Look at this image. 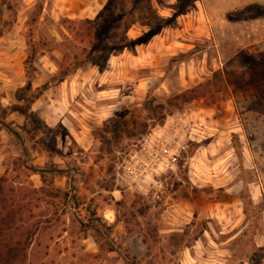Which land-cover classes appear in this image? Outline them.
I'll return each mask as SVG.
<instances>
[{
    "label": "rangeland",
    "instance_id": "obj_1",
    "mask_svg": "<svg viewBox=\"0 0 264 264\" xmlns=\"http://www.w3.org/2000/svg\"><path fill=\"white\" fill-rule=\"evenodd\" d=\"M109 1L102 22L100 15L90 20L102 27L92 49L113 47L130 25L131 36L139 35L130 41L158 33L154 54L146 65L128 61L112 70L113 58H130L137 47L116 56L101 50L95 54L99 66L68 78L79 74L88 83L82 90H90L67 102L76 113L87 98L106 106L110 96L101 92L115 90L111 117L102 114L107 120L89 128L95 143L88 152L63 128H49L38 116L29 122L40 151L66 152L67 184L60 191L47 178L37 189L33 176L40 169L33 158L6 161L0 200L11 231L3 234L0 264H206L202 258L213 256L207 253L223 254L215 258L219 264H264V54L241 45L244 25L264 20V0ZM5 4L10 21L28 18L25 78L34 67L36 87L50 83L59 90L52 79L77 45L69 18H60L46 0ZM199 86L204 96L154 113ZM124 116L131 123L136 118L134 134L116 144L104 124ZM147 141V151L161 159L155 167L144 150ZM137 161L136 181L135 169H127ZM149 167L155 171L145 173ZM114 212L119 221L112 231L104 217ZM86 238L96 240L98 253L88 251ZM199 239L208 252L193 262L184 252ZM115 247L123 253H110Z\"/></svg>",
    "mask_w": 264,
    "mask_h": 264
},
{
    "label": "crops",
    "instance_id": "obj_2",
    "mask_svg": "<svg viewBox=\"0 0 264 264\" xmlns=\"http://www.w3.org/2000/svg\"><path fill=\"white\" fill-rule=\"evenodd\" d=\"M5 2L6 0H0V108L5 111L4 115L0 114V177L5 176L6 167L4 164L11 157L20 160L33 158V164L36 169L44 170L47 167L55 165L59 170L67 171L66 164L62 158L63 155L67 154L62 151V147H60L57 155H51L49 152L44 154V151H40L39 147L35 144L36 139L33 141L30 140L31 134L24 128L25 126H28V128L30 126L27 116H23L13 110V106L18 104L16 100L18 90L24 88L29 81L28 78H25L26 75L24 68L26 53H23V51L26 50L25 38L28 32V28L26 27L28 18L22 19V15H17L16 20L10 21L9 11L6 8ZM46 4L54 6L56 11H58L60 18L64 17L72 20H95L107 6V0H46ZM243 30L242 34H244V36L242 37L243 41H241V45H243L242 50L248 47L255 49L258 53L264 54V20L247 25L245 24ZM133 32L134 29L130 30L128 36L132 40H136L139 38V35L132 37L131 34ZM162 41L166 42L167 37ZM155 43H158L156 37L146 45L138 46L135 53L131 54L130 58L123 60L125 55L113 58L114 60L110 61L111 69L113 70L115 65H125L128 61L135 65H146L152 54H154L153 46ZM110 74H115V71L110 72ZM109 76L110 75H108V77ZM79 77L80 75L77 74L76 76H73V81L62 83L59 90L52 88L46 91L33 105L30 113H33L37 115L39 119L44 120V125L46 124L49 128H63L68 134L67 136L72 137L82 150L88 152L95 143L94 137H92L89 128L91 129V126L95 124L100 126L105 120H107V118L103 120L102 117H100L102 114H104V116L106 115V117L111 115L116 107L113 105L115 90H113V88H108L105 92H101V94L106 93L110 96L107 98L108 102L106 106L95 105L87 98V101H83L80 105L81 109H78L79 111L76 113V110L68 108L67 102L75 96H77V99L79 96L87 97L90 92V90H87V92L82 90L84 86H88V83H82L78 80ZM109 81H111V79H109ZM36 83L37 80H34V90L42 87L41 85V87H36ZM71 116L76 118V120L72 119ZM110 117L111 116H109V118ZM11 131L20 133L22 143L29 152L28 155H26L20 141ZM47 178L54 179L53 181L57 186V190L63 191V188H65L67 184L68 176L60 175L54 176L53 178L48 175ZM33 179L36 183L37 189L43 187L42 183H44V180L38 172L34 174ZM104 220L106 224L112 228V231L119 221L116 212L112 214L108 213L105 215ZM206 236L211 238V242H213L212 240H215L214 236H209L207 232L204 233V238ZM84 243L86 244L88 251L92 253L99 252V247L94 238H86ZM144 245L148 249V246L145 243ZM204 252H208L206 251V243L199 239L194 247L187 249L184 253H188L193 262H200L199 258L202 255L205 256ZM110 253L123 252L119 247H115V249H111ZM207 254H213V256L206 255L205 258H202L204 261H207L206 264L220 263V261H218L219 263H215V258H217V254L219 255L220 253ZM220 256H223V254H220ZM222 263L224 264L225 260H223Z\"/></svg>",
    "mask_w": 264,
    "mask_h": 264
},
{
    "label": "trees",
    "instance_id": "obj_3",
    "mask_svg": "<svg viewBox=\"0 0 264 264\" xmlns=\"http://www.w3.org/2000/svg\"><path fill=\"white\" fill-rule=\"evenodd\" d=\"M106 9L104 10V12L100 14V17L97 23L100 24L102 22L101 20L103 16L105 15V11H107ZM111 22H112L111 19H108L107 23L111 24ZM65 23L70 24L71 25L70 30L75 31V38H76L75 43H77V45L75 46L72 44L73 46H70V49H69L70 52L65 54L64 62L62 63V65H60V72L52 79L57 84L65 83L70 76L76 74L82 68H85L89 65L99 66L100 63H98L95 60V54L98 51L108 50L109 52H112L111 54L113 56H116L122 51L130 50L132 48L142 46L144 44L149 43L158 34V33H153L152 35H149L148 38L144 40L130 41L128 38V33L131 30V26L127 25L125 33L121 35L122 36L121 40L113 44L114 45L113 47L108 46L106 49H103V47H99L94 50L92 49V46L95 42L96 33L97 31L102 32V27H99V25L97 26V24H95L94 22L90 20H84L79 23H75L69 19H66ZM117 36L119 38L120 35H117ZM35 58L36 57L34 54L30 59H28L27 66L32 65ZM34 76H35V70L33 67V69L29 70L28 72L29 81L27 85L24 88L18 90L16 94V100L18 104H15L13 106V110L15 112H18L23 116H27L28 122H32L34 119H36V116H37L33 113H30L33 105L43 96V94L46 91H48L51 88V84L48 83L44 85L43 87L37 90H34V86H33ZM219 76L222 77V74L217 75V77ZM203 89H204V86H199L196 89L189 90L179 96L173 97L171 98V100L168 101L166 105H157L156 107H154L153 111L156 114H161V113H164L168 108L180 109L183 106L190 104L197 98L204 96ZM151 105L154 106L155 102L154 103L152 102ZM136 123H137L136 118H134L133 122L131 123L127 121V119L124 116L121 118H113L109 120L108 122L104 124V127L108 130L106 131V133L112 135V140L115 141L116 144H120L124 140L125 137L133 136L134 131L131 130V125L132 124L135 125ZM24 128L25 130H28L30 134L32 133V131H30V128H28V126H25ZM11 132L20 141L26 155H28L29 152L25 148V145L22 143V137L20 133H17L15 131H11ZM32 139H34V137L31 136L30 140ZM37 172L42 176L44 182H46L48 175H50L53 178L54 176H60V175L68 176L66 170L61 171L55 165L47 167L44 170H39ZM4 182L5 180L0 178V196L3 193V188H1V185ZM65 196L66 198L67 197L69 198V194H65ZM8 211H9L8 208L6 209L0 200V253H1L2 248L5 247V244H4L5 242L2 239L3 234L5 232L9 233L11 231L10 225L5 220ZM92 227L95 228L94 222L92 224ZM87 228H90V227H87ZM143 241L146 245L148 244L146 237L143 238Z\"/></svg>",
    "mask_w": 264,
    "mask_h": 264
},
{
    "label": "built area",
    "instance_id": "obj_4",
    "mask_svg": "<svg viewBox=\"0 0 264 264\" xmlns=\"http://www.w3.org/2000/svg\"><path fill=\"white\" fill-rule=\"evenodd\" d=\"M149 146H150V145H149V142L147 141V142L145 143V145H144V147H145L144 150H145L146 152H148L147 150H148ZM147 154H149L150 157H153V156H154L153 153H149V152H148ZM153 158H154V160H155L154 163H153V164H154V167H155L156 165H158L159 163H161V159H159V156H158V157H153ZM140 164H141V163H140L139 161H137V162H135V166H129L128 169H127V171H129V172L132 171V169H135L133 172H131V175H132V176L135 175V178H136L135 180H136V181H137L138 178H139V176H138V174H137V171H136V168H137L138 166H139V167H142V166H140ZM146 166H148V165H146ZM154 167H153V168H150V167H149L148 169L145 168V173H147V172H149V171H150V172L153 171V170L155 169ZM154 171H155V170H154ZM140 172H141V171H140ZM140 181H142V180H140Z\"/></svg>",
    "mask_w": 264,
    "mask_h": 264
}]
</instances>
